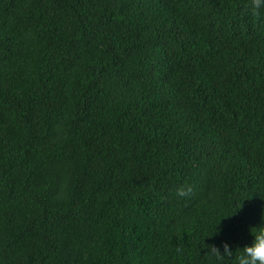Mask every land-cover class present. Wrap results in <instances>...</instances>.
I'll list each match as a JSON object with an SVG mask.
<instances>
[{"label": "trees", "instance_id": "obj_1", "mask_svg": "<svg viewBox=\"0 0 264 264\" xmlns=\"http://www.w3.org/2000/svg\"><path fill=\"white\" fill-rule=\"evenodd\" d=\"M249 3L0 0V264H221L205 245L251 246L264 9Z\"/></svg>", "mask_w": 264, "mask_h": 264}, {"label": "clouds", "instance_id": "obj_2", "mask_svg": "<svg viewBox=\"0 0 264 264\" xmlns=\"http://www.w3.org/2000/svg\"><path fill=\"white\" fill-rule=\"evenodd\" d=\"M261 9H264V0H250L247 11L255 17H259ZM194 189L191 185L182 184L175 189V196L180 199L189 198L193 195ZM241 207V205H240ZM239 207V208H240ZM238 208V209H239ZM254 237L251 246H245L238 249L235 253L230 249L227 243L222 245L223 252L213 245H205L206 253L214 257L221 264H264V227L249 229Z\"/></svg>", "mask_w": 264, "mask_h": 264}]
</instances>
